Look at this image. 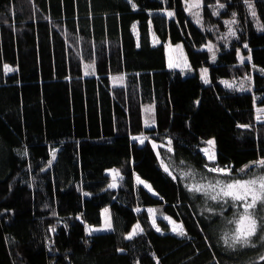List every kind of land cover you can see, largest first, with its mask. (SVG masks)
Segmentation results:
<instances>
[{
  "label": "trees",
  "instance_id": "trees-1",
  "mask_svg": "<svg viewBox=\"0 0 264 264\" xmlns=\"http://www.w3.org/2000/svg\"><path fill=\"white\" fill-rule=\"evenodd\" d=\"M184 1L0 0V264H264V231L235 242L245 208L222 195L264 178V0H201V25ZM105 207L113 228L88 233Z\"/></svg>",
  "mask_w": 264,
  "mask_h": 264
},
{
  "label": "rangeland",
  "instance_id": "rangeland-1",
  "mask_svg": "<svg viewBox=\"0 0 264 264\" xmlns=\"http://www.w3.org/2000/svg\"><path fill=\"white\" fill-rule=\"evenodd\" d=\"M184 8H186V10L188 11L191 19H193V21L197 24H202V18H201V0H185L184 1ZM229 25V22H226ZM209 49L211 47V43L207 46ZM165 53H167V64L169 66V68L171 69H180L182 71H188L191 68V65L188 63L187 58H186V54L183 51V47L181 44H176V45H172L171 43L167 42L166 46H165ZM171 64H179V67H173L170 66ZM7 70L9 71L10 69L7 68ZM200 74H201V79L203 81V83H208L209 81V74H208V69L206 67H202L200 68ZM249 78L247 76L245 77H241V78H234V80H223L222 83L227 84L229 87H236V89L238 90H245L248 89L250 86V83H248ZM256 114H257V118L258 120H264V106L263 105H257L256 108ZM138 139H141L142 137H136ZM135 138V139H136ZM209 141H213L214 143L212 145H209L208 142ZM151 143L153 144L154 148L157 150V148L159 147V143L151 141ZM202 152L209 157L211 154H214V156L216 155L215 152V140H213V138H209L206 142V145L203 147ZM260 162H264V159H259V163ZM216 169H226L227 172H229V168H216ZM219 172V171H218ZM226 172V173H227ZM107 173L109 175V177L111 178V182H110V188L111 189H116V187L119 185L120 181H121V176L119 174V171L117 169H110L107 170ZM118 173V175L116 174ZM136 181L139 182L141 185L144 186V188H146L148 191H150L152 194H155L153 189L150 188V186L143 181L140 177H136ZM115 183L116 186L112 187L111 185H113ZM238 190V188H237ZM147 212H148V216H149V221L151 222V224L155 227V229L157 231H160V228L157 224V219H163L164 221H166L168 223L169 229L171 232L176 231V232H182V226L180 224V222H177L175 220H172L170 217L162 214L160 212V210H158L155 207H148L146 208ZM107 222L111 223V228H105V224ZM113 228V223H112V212H110V209L108 207H105V209L101 210V221L100 223L96 224L95 226H88L87 227V232L88 233H95V232H106V230H111ZM139 232V223H136L131 230L129 231V234L127 235V238H129L130 236H132L133 234Z\"/></svg>",
  "mask_w": 264,
  "mask_h": 264
},
{
  "label": "snow or ice",
  "instance_id": "snow-or-ice-1",
  "mask_svg": "<svg viewBox=\"0 0 264 264\" xmlns=\"http://www.w3.org/2000/svg\"><path fill=\"white\" fill-rule=\"evenodd\" d=\"M232 35H235V33L233 32ZM245 47H247V45H245ZM170 66L179 67V64L170 63ZM213 143V141L208 142L209 145H212ZM208 158L210 160H214L215 156L214 154H211ZM251 166H255V164ZM212 171H219L222 173L227 172L226 169L216 168H213ZM116 174L118 175V173ZM111 186L114 187L116 185L114 183ZM236 188H239L242 191H234V189ZM222 195L224 197H231L234 201L242 202L243 207L245 208V214L238 222L240 224V227L237 228L236 233L232 237L235 242H242L244 244H247L249 242V239L257 232L258 227L261 231H264V221H261L258 225L256 219H254L251 213L248 211L249 209L254 208L257 202L264 203V178H258V180L251 181L250 183L240 184L238 182L237 184H228L226 186V189L222 191ZM249 197L252 198L250 202ZM218 198H220L219 195L212 197V199ZM105 228H111V223L107 222L105 224ZM225 243H228L227 239L225 240Z\"/></svg>",
  "mask_w": 264,
  "mask_h": 264
}]
</instances>
